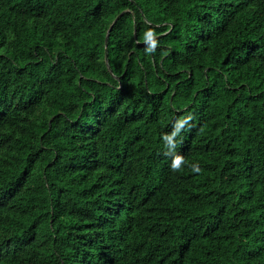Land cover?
Instances as JSON below:
<instances>
[{
	"label": "trees",
	"instance_id": "obj_1",
	"mask_svg": "<svg viewBox=\"0 0 264 264\" xmlns=\"http://www.w3.org/2000/svg\"><path fill=\"white\" fill-rule=\"evenodd\" d=\"M0 264H264V0H0Z\"/></svg>",
	"mask_w": 264,
	"mask_h": 264
},
{
	"label": "water",
	"instance_id": "obj_2",
	"mask_svg": "<svg viewBox=\"0 0 264 264\" xmlns=\"http://www.w3.org/2000/svg\"><path fill=\"white\" fill-rule=\"evenodd\" d=\"M118 19H119V17H118V18L113 22V24L111 25V27H110V29H109V31H108V36H109L110 31L113 29L114 25L117 23ZM108 36H107V39H106V61H108V60H107V58H108V55H107V41H108Z\"/></svg>",
	"mask_w": 264,
	"mask_h": 264
}]
</instances>
